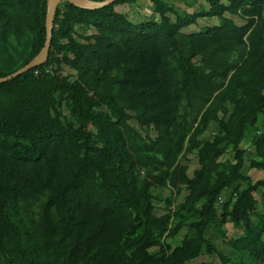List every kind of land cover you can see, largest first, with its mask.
<instances>
[{"label":"trees","instance_id":"trees-1","mask_svg":"<svg viewBox=\"0 0 264 264\" xmlns=\"http://www.w3.org/2000/svg\"><path fill=\"white\" fill-rule=\"evenodd\" d=\"M137 1L60 2L47 61L0 83V264H264V0H149L133 24ZM46 3L0 0V78L43 48Z\"/></svg>","mask_w":264,"mask_h":264},{"label":"rangeland","instance_id":"rangeland-1","mask_svg":"<svg viewBox=\"0 0 264 264\" xmlns=\"http://www.w3.org/2000/svg\"><path fill=\"white\" fill-rule=\"evenodd\" d=\"M171 2L175 3L180 7V9H187L189 12H194L199 10L200 5H204L203 2L200 0L198 1V4L190 10L185 1L183 0H170ZM150 2L149 0H138L136 3L132 5H123L116 7L117 13L123 14L126 16V18L133 24H139L143 23L149 20L151 17V10H150ZM236 23L242 24V22L239 19H234ZM217 20L216 19H201L198 20L197 24L194 26H190L188 28H185L182 30L184 34H192L193 32H197L202 30L203 28L206 27H211L217 25ZM153 136V135H152ZM246 142V141H245ZM242 148L246 150V165H248L247 159L252 155V150L250 149V146L248 143H244L242 145ZM227 157H224L223 159L225 160ZM188 166V175H192L193 171L198 168L197 165V160L194 156H189V160L186 163ZM247 174L252 178L253 182H256L258 180L264 179V170H247ZM171 194V191L169 190H161L155 192V195L159 197V201H156V214L160 215L163 213V203L162 200L165 199L167 196ZM173 194V193H172ZM187 193L185 191H182L181 195L175 202V204H179L183 201L184 196ZM256 199H258V194H255ZM225 229L227 231V236L225 239H215L214 244L217 248V250L221 251L222 253H227L229 252V247L227 246V241L230 238H237L241 233L239 230L233 229L231 225H226ZM186 230H182L181 233L177 236L178 239H182L183 236L185 235ZM170 242V241H169ZM171 246L174 247L176 245L175 242H170ZM201 262H211L213 264H219L218 258L216 256L209 257V256H201L197 260L190 262L188 264H198Z\"/></svg>","mask_w":264,"mask_h":264},{"label":"water","instance_id":"water-1","mask_svg":"<svg viewBox=\"0 0 264 264\" xmlns=\"http://www.w3.org/2000/svg\"><path fill=\"white\" fill-rule=\"evenodd\" d=\"M63 1L73 5L75 7H78L80 9L97 10V9H101V8L106 7V6H109L118 0H103L100 2H92L89 0H47L46 18H45V41H44L43 48L24 67L18 69L16 72L12 73L11 75L0 78V83L10 81L13 78L18 77V76L30 71L31 69H34V68L44 64L47 61L48 55H49V49H50V45H51V40H52L54 14H55V11H56L58 4L60 2H63Z\"/></svg>","mask_w":264,"mask_h":264}]
</instances>
